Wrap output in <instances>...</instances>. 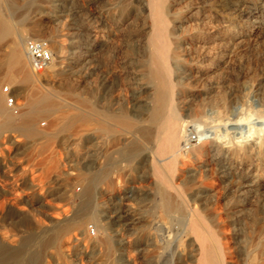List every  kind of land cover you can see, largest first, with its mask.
<instances>
[{
	"label": "rangeland",
	"instance_id": "rangeland-1",
	"mask_svg": "<svg viewBox=\"0 0 264 264\" xmlns=\"http://www.w3.org/2000/svg\"><path fill=\"white\" fill-rule=\"evenodd\" d=\"M13 3L20 8L30 6L29 20L24 24L31 30L28 38L51 37L49 42L54 51L63 42L67 54L77 56L82 64L71 81L61 74L65 63L58 57L41 74L31 68L38 89L64 95L68 87L76 85V93L88 99L98 111L117 115L126 112L136 119L145 117L151 93L144 88L146 79H141L140 73L145 70L151 36L148 0H0L3 17L18 23ZM166 6V19L172 31L169 41L172 47L180 43L177 49L180 58H171L170 67L182 102L183 118H195L187 113L200 108L204 110L203 119L239 122L215 128L217 134L225 135L224 140L232 142L233 147L252 150L260 137L264 138V131L259 136L258 130L250 140L245 138L251 128L260 127L256 122L264 119V0H169ZM35 27L39 32L33 31ZM8 49L9 42H0L1 57ZM4 86L13 87L21 104L25 103L22 83L4 81L0 85L1 94ZM22 109H26L25 105ZM53 120L54 116L38 118L36 127L42 134L35 138L13 129L0 132V246L14 251L31 234H40L36 229L32 233L16 228L18 220L28 219L33 227L41 223L50 229V221L83 212L84 177L96 176L100 167L116 163L111 178L115 180L120 175L119 183L116 180L113 185L98 184L89 210L112 215L111 209L117 205L126 209L128 218H141L138 223L126 221V225L104 229L90 218L84 230L73 231L80 237L75 243L48 245L46 241L55 236L50 232L40 237L41 242L26 249L31 255L39 256L44 264H176L174 254L185 234L177 218L188 216L192 210L166 213L162 209L153 173L155 154L150 149L151 141L141 137L144 150L141 157L135 155L122 162L117 148L128 139L125 142L123 134H118L114 122L111 125L115 134L106 135L104 150H97L94 141H84L92 137V129L86 135H74V131L52 127ZM140 125L147 127L146 122ZM190 131L187 136L198 135L195 129ZM45 132L53 133L49 138ZM116 138H121L122 143ZM213 138L214 133L203 138L171 169L163 170L175 187L174 194L178 192L174 200L199 213L204 226L224 248L225 264H249L253 258L261 261L264 258V154L259 158L250 154L240 159L219 157ZM224 167H228L227 173L223 172ZM249 184H253L254 190L244 187ZM154 224L161 227L155 228ZM90 226L96 235L89 232ZM139 234L140 244H136ZM93 240L98 241L95 247ZM109 240L112 247L106 244ZM0 264L5 263L0 261ZM10 264L36 263L27 259ZM183 264H199V261L189 254Z\"/></svg>",
	"mask_w": 264,
	"mask_h": 264
},
{
	"label": "bare ground",
	"instance_id": "bare-ground-1",
	"mask_svg": "<svg viewBox=\"0 0 264 264\" xmlns=\"http://www.w3.org/2000/svg\"><path fill=\"white\" fill-rule=\"evenodd\" d=\"M168 1L169 0H148L147 3L149 7L148 27L151 29V36L149 38V45L147 49V60L144 65L145 70L143 71V73H140V75L143 77L141 79H146V83L144 82V88L150 91L151 98L147 103L145 117H139V119L130 116L126 112L117 115L105 113L104 111L103 113L101 111L96 110L92 107V104H90L88 99L82 98L76 93V85H71L70 87H68L64 95H60L50 91L43 92L38 89L34 83V74L31 71L30 60L26 51V41L28 38V32H30L31 30L28 31V29L24 27V24L27 23V21L29 20L30 6H21L20 8L17 4L13 3L14 9L16 8L15 12L18 17V23H14L12 19L8 20L4 18L3 15L0 13V42H9L10 44V49L5 51L2 54V57L0 56V66L3 68L0 71V85L4 81H8L11 84H16L19 82L22 83L23 88L21 90V93L24 94L26 100L25 103L22 104V108H24L25 105L26 109L24 111L23 109H21L20 113L16 114L20 119V122H18V120L16 122L15 117L11 113V111H13L12 108L8 107V104L5 103L4 97L2 96L3 93H0V115L2 116V119H0V132L13 129L30 136V138H35L42 134V132L36 127V120L41 116H54V120L52 121L51 126L57 127L59 130L70 132L74 131V135H78L81 133L83 135H86L87 132L92 129V137H86V140L84 141H86V143L94 141L97 150H104L103 145L105 143V136L114 133V129L111 125V123L114 122L118 128L116 130L118 134L119 132L123 134L125 142L126 139H128V142H126L128 143V147L126 148V143H122L121 138H116L118 139L119 143L124 144L122 147L117 148L119 159H121L120 161L122 162H127L126 159H130V157H134L135 155L141 157L144 150L140 144V139H148V141H151V143L153 144L150 148L155 154L153 173L157 178V194L161 198L162 209L166 213H172L177 211L184 212L186 211V209L193 211H190L191 213L188 216L177 218V222L181 224L182 227H184L185 234L184 239L179 241V244L177 246L178 248L174 254L176 264H183L187 260V256L189 254L196 256L197 260L199 261V264H225L223 259L224 248L219 244V239H217V237L211 232L209 228H206L204 226V221L197 211L188 207L186 208L182 204L177 203L176 201L178 200H174V195H176L178 192L174 194L173 190L175 189V187L173 183L166 177L163 170L171 169L174 163H178L182 157L184 158V154L188 155L190 151L197 147V142H200L203 138L208 137V135L212 133L215 134V138H213L214 141L212 142H214V150L216 151V154L219 157L229 156L233 159H240L241 157L247 156L249 154L258 158L261 157L264 154V138L260 137L259 143L256 144V146H254L252 150H248L244 146V148L237 147L238 145L236 147H233L234 145L231 144L232 142L230 141L231 143H229L225 141V135L223 137L221 136V134H217V129H215L227 125L230 122L223 123L222 120L209 121L207 119H203L202 115L204 114V110L200 108L194 109V111H187V114L190 117L194 115L195 118L189 120L183 118L181 114V109L183 108L182 102L180 100L179 95L177 94L179 92H176L175 90V85L171 77L170 59L175 58L178 60L180 58V55L177 51L180 43L178 42L179 44L176 43L175 47H172L171 42L169 41L172 31L169 28L166 19V8H168L166 5ZM33 31L39 32L36 27L33 28ZM47 40L51 41V37ZM66 48V45L61 42L58 45L57 51H54L52 49L51 50L53 52V55L55 56L54 59L58 57L62 63H65V66L61 71V74L63 75L64 79L71 81V79L75 75H77V68L79 67V65L82 64L77 59V56L76 58L74 56H69L66 52ZM140 86L142 88V85ZM57 114H59V116L56 118ZM59 120L60 122H58ZM140 122H146L147 127L141 126ZM251 122H253V120ZM188 123L191 124L188 125ZM211 123H214V125H212ZM256 123L259 124L260 127H256V129H254V127L253 129L251 128L249 134L245 136L247 140H250V138L255 134L254 132H256L257 130L259 136L260 133L264 131V119H260ZM230 124H239V122ZM191 129H195L198 135L190 134L187 136V133ZM205 131H209V133L205 134ZM52 133L45 132L44 134H46V136L50 138ZM126 134L129 135L126 137ZM105 154L107 155V152H104V155ZM115 168H117L116 163H112L111 165L109 164L106 167H100V172L96 176L84 177L85 190L82 202L84 205L83 209L84 207L85 209L83 212H77L70 218L64 219V217H60V219H58L57 221H50V223L52 222V226L50 229L44 228L41 223H38L37 226L33 227L32 225H30L31 223L27 221L28 219H21L16 221V228H23V231H29L32 233L34 232L32 229H36L40 231V234H31L29 238L24 239L21 242V247L14 251H10L0 246V261L4 262L5 264H10L18 263L28 259L29 261H33L36 264H44L43 261L40 262L39 256L31 255L29 249H26V247L37 243L38 241H40L41 236H46L50 232H54L55 236L46 241L48 245H54L58 243H75L80 239V237L76 232L73 231L76 229H81V231L84 230V226L87 224V221L90 218L94 219L97 222L98 226L104 229H111L113 226L123 223L126 225V221H129L131 224L138 223L141 218H128L126 216V209L124 211L122 207H118L117 205H114L112 207V215H108L103 212L98 214L93 210H89L91 200L94 197V190L98 184L108 183L109 185H113L116 183V180L119 183L121 179L120 175V179L115 177L114 180L111 178V174ZM222 170L223 172L227 173L228 167H224ZM253 184H249L244 187L248 188L249 190H254ZM177 222H175V224ZM156 223L158 224V222ZM161 224L162 222L160 223V225ZM200 229H204L205 232H201ZM72 232L73 234L71 235L70 233ZM141 236V234L138 235L136 244H140ZM83 238L85 239L84 236ZM92 242V244H94V247L98 243L97 240H93ZM106 244L110 247L113 246V242L111 240H109ZM249 261V264H264V258L261 261H257L255 258Z\"/></svg>",
	"mask_w": 264,
	"mask_h": 264
},
{
	"label": "built area",
	"instance_id": "built-area-1",
	"mask_svg": "<svg viewBox=\"0 0 264 264\" xmlns=\"http://www.w3.org/2000/svg\"><path fill=\"white\" fill-rule=\"evenodd\" d=\"M26 51L30 60L31 68L36 74L47 71L54 62V55L51 50L50 42L42 38H28L26 41ZM2 92L6 96V102L15 114L20 113L22 104L11 86H4ZM90 233L95 235L93 226L89 227Z\"/></svg>",
	"mask_w": 264,
	"mask_h": 264
}]
</instances>
